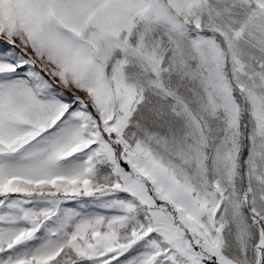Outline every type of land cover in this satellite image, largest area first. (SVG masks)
Segmentation results:
<instances>
[{
    "label": "snow or ice",
    "instance_id": "snow-or-ice-1",
    "mask_svg": "<svg viewBox=\"0 0 264 264\" xmlns=\"http://www.w3.org/2000/svg\"><path fill=\"white\" fill-rule=\"evenodd\" d=\"M0 264H264V0H0Z\"/></svg>",
    "mask_w": 264,
    "mask_h": 264
}]
</instances>
